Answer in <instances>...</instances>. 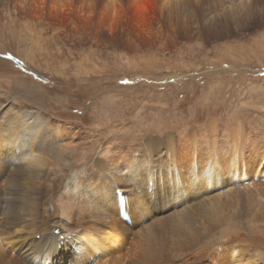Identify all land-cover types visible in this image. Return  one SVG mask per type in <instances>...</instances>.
I'll list each match as a JSON object with an SVG mask.
<instances>
[{
    "label": "bare ground",
    "instance_id": "obj_1",
    "mask_svg": "<svg viewBox=\"0 0 264 264\" xmlns=\"http://www.w3.org/2000/svg\"><path fill=\"white\" fill-rule=\"evenodd\" d=\"M145 1L5 0L2 12L12 26L22 12L33 21L47 14L84 26L98 16L114 26L124 10L140 23ZM155 1L169 23L201 39L214 31L231 36L264 17V0H235L251 8L250 22L218 19L207 12L208 0ZM176 9H185L187 21L173 17ZM7 55L0 58V264H90L97 254L92 264H264V132H246L243 120L231 130H221L215 118L203 127L188 118L171 122L168 106L157 111L161 121L138 110L134 120L117 122L105 116L109 107L96 108L105 119L88 126L45 105L6 100L4 79H45L36 64L20 66ZM72 76L63 78L78 87L63 91L64 102L95 103L102 78L83 85ZM57 78H50L52 88L60 85ZM243 152L249 165L239 159ZM117 190L130 224L120 215Z\"/></svg>",
    "mask_w": 264,
    "mask_h": 264
},
{
    "label": "rangeland",
    "instance_id": "obj_2",
    "mask_svg": "<svg viewBox=\"0 0 264 264\" xmlns=\"http://www.w3.org/2000/svg\"><path fill=\"white\" fill-rule=\"evenodd\" d=\"M223 1L208 0L205 5L207 12L212 15L218 13L217 18L223 21L224 18L233 21L244 16V21L253 17L249 10L251 8L238 6L235 0ZM145 2L147 15L140 23L133 21L131 13L126 10L120 15L119 22L114 21V26L106 23L107 20H100L97 15L92 25L84 26L83 23L80 25L66 19H55L47 14L43 16V22H39L40 19L33 21L29 18L32 17L30 14L22 12V18L16 19L13 27L6 24L2 12L6 2L0 0V58H7L9 53L17 65L32 67L36 64L38 74L45 78L22 77L25 83L17 77L8 83L4 79V90L7 91L5 99L19 97L30 105H45L51 114L63 111L69 120H83L92 127L105 119L97 115L96 108L109 107L107 115H104L111 116L113 121L125 117L134 120L138 110H145L152 119L157 115L161 121L157 111L168 106L171 122L176 117L183 120L188 118L195 127H203L208 120L215 118L221 130H231L236 122L243 120L246 132L253 135L263 133L264 17H257L253 25L238 34L228 36L224 32L219 34L214 31L212 37L205 33L201 39L200 35L186 28L169 23L155 0ZM184 10H174L173 17L187 21L183 17L186 13ZM263 11L260 9L259 13L264 15ZM49 57L56 58L57 62L46 59ZM65 73L74 76L73 82L78 77L82 78L83 85L90 83L87 78H102L98 88L95 87L100 91L95 103L85 98L79 106L66 104L62 94L69 88L68 81L63 78ZM52 76H58L59 89L51 87L53 84L49 81ZM73 84L69 89L76 90L77 84ZM49 87L53 90L47 89ZM48 90L53 93L49 94ZM107 92H112V97L101 102ZM170 127L169 131L173 130ZM168 129L160 133H166ZM224 139H228L227 133ZM227 149L229 152L230 148ZM238 154H242L240 161L249 165L245 153ZM97 255L90 264L98 259ZM85 256L89 257L88 254Z\"/></svg>",
    "mask_w": 264,
    "mask_h": 264
}]
</instances>
